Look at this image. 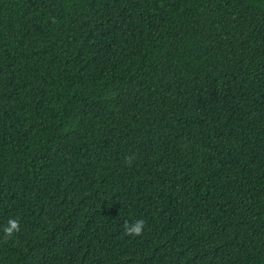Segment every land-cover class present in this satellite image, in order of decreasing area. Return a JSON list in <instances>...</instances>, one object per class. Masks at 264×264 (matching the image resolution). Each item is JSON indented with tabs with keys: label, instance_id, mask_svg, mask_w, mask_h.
Listing matches in <instances>:
<instances>
[{
	"label": "trees",
	"instance_id": "16d2710c",
	"mask_svg": "<svg viewBox=\"0 0 264 264\" xmlns=\"http://www.w3.org/2000/svg\"><path fill=\"white\" fill-rule=\"evenodd\" d=\"M0 264H264V0H0Z\"/></svg>",
	"mask_w": 264,
	"mask_h": 264
},
{
	"label": "clouds",
	"instance_id": "9594fccd",
	"mask_svg": "<svg viewBox=\"0 0 264 264\" xmlns=\"http://www.w3.org/2000/svg\"><path fill=\"white\" fill-rule=\"evenodd\" d=\"M126 162L131 165L132 157H127ZM124 234L127 236H141L145 228V221L138 219L133 222L126 221L124 226ZM20 232V221L16 218H10L3 227L4 240L7 241L14 237L15 234Z\"/></svg>",
	"mask_w": 264,
	"mask_h": 264
}]
</instances>
